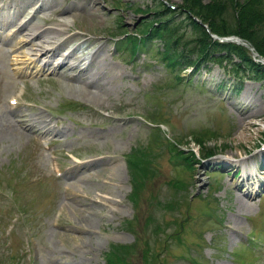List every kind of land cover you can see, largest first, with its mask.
<instances>
[{
    "label": "rangeland",
    "instance_id": "obj_1",
    "mask_svg": "<svg viewBox=\"0 0 264 264\" xmlns=\"http://www.w3.org/2000/svg\"><path fill=\"white\" fill-rule=\"evenodd\" d=\"M43 1L33 22L61 29L60 52L83 45L89 80L67 63L14 61L31 43L0 30V264H264V161L259 181L239 161L264 158V78L237 91L236 70L217 62L184 84L158 39L116 48L124 36L111 32H137V10L157 0ZM198 135L214 152L204 160ZM172 138L196 152L194 169L175 162ZM136 156L152 158L146 181Z\"/></svg>",
    "mask_w": 264,
    "mask_h": 264
},
{
    "label": "trees",
    "instance_id": "obj_2",
    "mask_svg": "<svg viewBox=\"0 0 264 264\" xmlns=\"http://www.w3.org/2000/svg\"><path fill=\"white\" fill-rule=\"evenodd\" d=\"M157 1L155 6L148 5L147 10H137L147 15L138 22L137 32L130 33L124 23L119 25V32L127 34L122 42L129 45L127 49L131 52L137 53L141 47L148 45L149 41L158 39L163 46L160 56L167 60L169 67H177L176 78L179 81L183 79L181 69H199L213 61L221 64L228 72L236 70L234 74L238 81H242L246 76L256 80L264 78V63L254 60L247 47L214 40L206 28L190 16V13H193L200 17L203 22L208 23L212 32L243 37L264 57V0H250L247 8L240 4L239 10L234 0H183L182 6L176 8H171L162 0ZM178 12L184 17L176 22L173 18ZM198 136L196 140L200 141L201 146L199 160L212 156L214 152L206 150L201 144V139H205V136ZM170 144L174 145L172 142ZM174 147L180 154H184L181 148ZM191 154L193 157L187 158L196 156L194 151H191ZM146 157L142 163L136 156L135 168L136 175L145 181L154 173L152 158Z\"/></svg>",
    "mask_w": 264,
    "mask_h": 264
},
{
    "label": "bare ground",
    "instance_id": "obj_3",
    "mask_svg": "<svg viewBox=\"0 0 264 264\" xmlns=\"http://www.w3.org/2000/svg\"><path fill=\"white\" fill-rule=\"evenodd\" d=\"M30 2L31 0L25 2L20 6L24 9V7L28 6ZM9 3L10 5L15 4L14 0H10ZM3 9H5V6L0 5V17H2L4 14ZM23 9H17L13 14H10V17L11 20L13 21V25L16 26V31L22 33L23 35L22 42L23 43L25 42V44L31 43V45L27 47V49L25 50V54L24 53L18 54L17 57L14 59V61L17 60L16 62L25 64L27 60L34 62L36 59L44 56L45 57V58L43 57L44 65L46 66L56 63V67H58L65 65L67 63L70 65V68H74L76 70L80 69L81 74H85L84 83L88 84V82H86L87 80H89V76L87 74V68L85 67V65L81 66L80 68V65L82 64L85 58L78 56V54H76V50L80 49L83 45L79 44L73 48L68 49L65 53L61 54L60 51L62 47L65 45L66 41L65 40L59 41V38H57L54 34L55 32L58 33L59 30L61 31V29L57 31H53L50 30L49 28H45V23L40 24L33 22L37 12H35L34 14L28 13L26 15L23 14L24 13ZM3 22L7 23L6 20H3ZM0 34L2 33L0 32ZM3 40L5 41V39ZM57 56H60L59 57L60 59L58 58L56 59ZM55 60L56 62H54ZM90 83H92V81ZM22 117L18 119L19 123L17 121L16 123L21 126L22 125L27 126L28 123ZM231 157L233 156L226 157L225 161L226 160L231 161L232 160ZM246 160L247 158L241 157L239 161L248 171L249 176L247 177L248 178L255 176L257 177L258 175L256 174V170H255L256 167L255 161H249V160L246 161Z\"/></svg>",
    "mask_w": 264,
    "mask_h": 264
},
{
    "label": "water",
    "instance_id": "obj_4",
    "mask_svg": "<svg viewBox=\"0 0 264 264\" xmlns=\"http://www.w3.org/2000/svg\"><path fill=\"white\" fill-rule=\"evenodd\" d=\"M236 40L242 41L240 38H237Z\"/></svg>",
    "mask_w": 264,
    "mask_h": 264
}]
</instances>
